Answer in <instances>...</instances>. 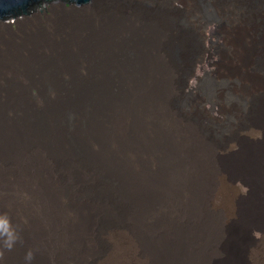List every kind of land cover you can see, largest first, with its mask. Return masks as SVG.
<instances>
[{
  "label": "bare ground",
  "instance_id": "bare-ground-1",
  "mask_svg": "<svg viewBox=\"0 0 264 264\" xmlns=\"http://www.w3.org/2000/svg\"><path fill=\"white\" fill-rule=\"evenodd\" d=\"M178 1L186 28L197 32L224 7L222 0H202L207 14L195 0ZM110 3L86 8L89 18L69 27L62 46L53 44L57 67L45 71L49 103L41 94V31L26 33L17 45L0 38V215L10 218L20 236L0 264H26L29 251L31 264H212L264 215V66L254 63L263 46L243 60L237 86L222 77L235 99H251L244 129L263 140L236 154L224 151L226 159H220L210 133L182 119L183 110L167 101L177 61L186 54L187 32L171 21L145 22L124 46L120 64V11ZM262 4L258 0L257 16ZM228 5L226 16L236 24L237 11ZM83 26L90 30L78 43ZM166 34L175 38L173 58L160 45ZM28 84L39 91L37 104L23 98ZM223 92L218 85L211 95L222 111ZM227 110L238 118L237 105ZM112 120L121 141L114 139ZM114 141L122 151H113ZM130 154L131 162L125 158ZM243 167L254 173L242 178L252 193L247 201L235 198L230 185L247 171ZM18 192L27 204L18 201ZM217 197L220 203L211 206ZM255 264H264V250Z\"/></svg>",
  "mask_w": 264,
  "mask_h": 264
},
{
  "label": "rangeland",
  "instance_id": "rangeland-1",
  "mask_svg": "<svg viewBox=\"0 0 264 264\" xmlns=\"http://www.w3.org/2000/svg\"><path fill=\"white\" fill-rule=\"evenodd\" d=\"M195 1L201 7V9H204V12L206 13L207 9L205 7L204 1ZM222 1H224V7H222L221 12H219L220 15L217 16L218 18L216 17L215 19L213 18L209 20L205 23L202 29L197 32V29H192L193 27H189L188 29L186 28V24L184 22V7L183 4L178 0H107V2H111L110 4H112V6L118 12L120 11V27L117 32L118 37L115 39V44L121 45V47L118 49L119 56H117V60L120 62V64H122L124 46L126 49L127 45L129 44L128 42L136 33L133 31L139 30L142 32V27L146 23L150 26L153 22L158 23V21L160 20L162 24L171 21L172 24L178 27L177 29H179L180 32H187L188 36L186 39V54H184L181 59L177 61V70L173 74L171 79L172 91L170 92L172 93H170V95L168 96L167 101L173 105H177L183 110L182 119H190L192 120V123L197 125L201 130L205 132L208 131L210 133L212 142L217 145L215 151H217L216 153L218 155V158L226 159L228 153L225 154L224 151H230L231 153L236 154L237 152L242 151L244 145H258V143L263 140V137L259 132H255L252 135H249L247 133V130L244 129V124L246 123V120L251 113L249 111V103L251 102V99H235V96L226 91L228 85H225V82L223 81L224 79H222V77L225 75L229 76L231 83L237 86V74L242 69L243 60L246 59L247 56L250 57V55L254 53L255 49L261 45L263 46V53L261 54V57L254 58V63L257 66L260 62V64H263L264 66V0H262V8L256 11H259L260 13L258 16L255 14L258 0ZM227 4H229L228 6H233L234 9L231 8L232 10L237 11L236 16H238V22L236 24H233L231 22L232 20H229L226 16L227 10L225 9V5ZM85 10L87 9L64 8L60 5H56L52 8L39 10V13H45V15H40L33 12L31 21L18 20L16 21V26L0 25V38L3 39L2 41H9V44L11 43L17 45L18 40L19 42L23 40L26 33L28 35H31L34 31H41L42 83L44 82L42 84L41 94L43 98L42 102L44 103L49 101L45 99V97H47V94L49 95L52 92V90H48L51 89V87H49V84L47 83L48 80H46L48 79L49 74H46L45 71L47 69L50 70L49 73H53L52 71L55 70L54 67H57L54 63V60H51L54 55L52 52L55 51L53 49V44L57 43L61 44L62 46L71 32L69 30V27L77 24L81 25L82 21L85 22L86 18H89L90 12ZM86 12L89 13V15H87ZM157 25L160 26L159 23ZM85 26L87 27V25ZM85 26H83L80 30V33L81 31H84V36L81 40H79L78 43H81L85 37L87 38V30L90 29L86 28ZM242 27L244 29H242ZM260 27L263 30L262 39H260V37H258L259 35H257V33L260 31ZM124 29L127 30L125 31ZM61 34L64 37L61 38ZM173 43L175 44V38L170 34H166L160 42V45L164 47L166 54L170 58H173V56H175V54L177 53V48ZM232 46L237 47V54L235 53L234 56H231L230 54V48H232ZM51 48L53 49V51L51 50ZM189 64H191V69H194V72H192L191 70V72L186 75L187 67L189 66ZM80 76L84 79H87L86 76ZM17 78L16 80H18L20 84H25V81L21 80V78ZM218 85L224 89V92L221 95V102L223 104L222 106L223 108H225L223 109V111L218 105L214 104L211 99L213 88L218 87ZM25 87L26 90L24 91L25 93L23 92V98L29 101L31 99L32 102H35L37 104L39 100V91L36 86L28 84ZM233 105H237L239 108L238 118L236 117V119H233L227 110V108L230 109V107ZM113 123L115 124V126ZM112 126L113 131H115V133L113 132L114 139L118 137L117 140L121 141L122 136L120 137V132H117L119 131V125H116L115 121L112 120ZM165 132L169 133V131L167 130H165ZM175 137L178 140V135H174V141ZM115 141L112 144L113 147L111 146L113 151H122L117 148V142ZM181 143L183 144V139L180 137L178 140V144L180 145ZM178 144L176 143L175 145L177 146ZM224 145H230L229 150H225ZM131 157H133V155L131 156V154L130 156H125V158H128L130 162L132 160ZM133 165L135 167L134 163ZM248 169L249 168H245V170L247 171L242 172L236 177L233 183H230L234 195H237L235 196V198L237 197L239 200L243 201H247L252 197L250 188L242 180V178H248V176L252 177L251 175L254 174L250 171V169ZM17 196L18 201H21L20 203H28L26 201V195L20 194V192H18ZM22 198L24 201L22 200ZM211 201V206H215L220 203L218 197L214 198L213 200L211 199ZM260 217L261 221L259 225H264V215ZM230 218L231 219L227 220L225 224H231V220L233 219V217ZM259 225L251 223L248 230L246 231V234H241V236L239 237V242L237 240V242L231 241L232 243H229L226 246V252L224 254H220L219 257L214 258L212 264H221L228 258H233L235 260L234 262H231V264H255L256 254L260 255V253H262V251L264 250V230L260 231L258 227ZM231 230L232 229H230V231ZM241 240L243 242L242 248H245V250H242L241 248Z\"/></svg>",
  "mask_w": 264,
  "mask_h": 264
},
{
  "label": "water",
  "instance_id": "water-1",
  "mask_svg": "<svg viewBox=\"0 0 264 264\" xmlns=\"http://www.w3.org/2000/svg\"><path fill=\"white\" fill-rule=\"evenodd\" d=\"M102 0H0V25H15L18 20L32 19L33 12L60 5L64 8H91Z\"/></svg>",
  "mask_w": 264,
  "mask_h": 264
},
{
  "label": "clouds",
  "instance_id": "clouds-1",
  "mask_svg": "<svg viewBox=\"0 0 264 264\" xmlns=\"http://www.w3.org/2000/svg\"><path fill=\"white\" fill-rule=\"evenodd\" d=\"M20 240L19 233L15 227H13L10 218L4 214L0 215V260L4 257V250L11 251L16 242ZM34 259L31 251L25 255L26 264H31Z\"/></svg>",
  "mask_w": 264,
  "mask_h": 264
}]
</instances>
